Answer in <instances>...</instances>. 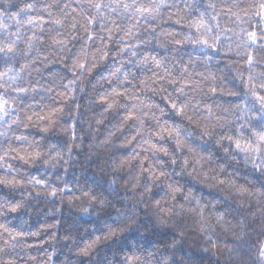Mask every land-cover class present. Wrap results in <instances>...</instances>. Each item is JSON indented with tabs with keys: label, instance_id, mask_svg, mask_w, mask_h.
Segmentation results:
<instances>
[{
	"label": "snow or ice",
	"instance_id": "snow-or-ice-1",
	"mask_svg": "<svg viewBox=\"0 0 264 264\" xmlns=\"http://www.w3.org/2000/svg\"><path fill=\"white\" fill-rule=\"evenodd\" d=\"M0 189V264H264V0H0Z\"/></svg>",
	"mask_w": 264,
	"mask_h": 264
},
{
	"label": "trees",
	"instance_id": "trees-1",
	"mask_svg": "<svg viewBox=\"0 0 264 264\" xmlns=\"http://www.w3.org/2000/svg\"><path fill=\"white\" fill-rule=\"evenodd\" d=\"M177 2H180V0H177ZM217 2L220 3L221 0H217ZM228 2H231V0H228ZM181 6H183V5L181 4ZM227 19H228V17L224 16L222 14L221 23L222 24L225 23L227 21ZM245 26H247V25H245ZM113 47H115V45H113ZM151 48H155V43L154 42L150 46V49ZM155 50L156 51H162V49H155ZM187 51H192V50L189 48V49H187ZM257 56H259V53H257ZM185 58H187V57H185ZM224 63L225 62L222 61L220 67H223ZM61 67H62L61 65L56 64V65L52 66V70L55 71L57 69H60ZM126 67L128 69H131L132 71H138L137 69L132 68L131 65H127ZM200 67H201V69L204 68L203 65H201ZM216 67H217V65L215 63H213L212 64V70L215 71ZM233 67H235V66H233ZM257 70H259V69H257ZM224 71H225V75H229V80L227 81V83L229 84L230 87L233 86V85H235L236 87H241L240 81L238 79H233L235 74L231 73L230 68H226V69H224ZM45 75H47V73H45ZM217 75H219V73H217ZM78 98H79V102L82 105L87 106L89 104V98H88L87 95L78 94ZM233 99H235V98L226 96V97L223 98V101L233 100ZM223 101H221V102H223ZM87 115L90 116V115H92V113L89 112ZM30 131L36 136L37 139H39V133H38L37 129L33 128V129H30ZM104 131H105V128L102 126L101 127V132L98 133V135H102ZM51 139H58V137H52ZM13 163L14 164H18L19 162L18 161H13ZM29 171L33 172L34 174H38L37 173V168L29 169ZM39 171L42 172L43 169H40ZM240 171H241V173H243L245 170H244L243 167H241ZM247 171L251 172V169H248ZM49 174L52 175L51 173H49ZM79 174H80V169L79 168L70 169L67 178L69 180H74L75 177L77 175H79ZM88 175L91 176V172H89ZM53 180L55 181V177L54 176H53ZM184 180H187V178H184ZM188 182L191 183V181H188ZM194 187L198 190V194L202 193L203 196L205 197V199H208V200H211L214 197H221L223 195L222 193H219L216 190H210V189L204 188V187H202L200 185H194ZM4 191L5 190L0 189V195H3ZM17 198H19V197H17ZM43 208H44L43 204L35 205V210L34 211H30L28 213H21L20 214L21 219L12 220L11 224L16 225L17 227H24L26 230L37 231L45 223L46 219L49 222H52V218L51 217H47L46 218L45 215H44V212L41 211ZM77 217H78V213H76V211L74 209H69L67 207V205L64 206L63 212L57 216L58 219L62 220V225H61V228H60V234L61 235L64 233V231L66 229L69 228L70 225L73 224L74 220H75V222L77 224L81 223V220L77 219ZM141 219H144V217L141 216ZM82 220H83V224H82V227L80 229L81 232L83 231V227H88L89 232H91L92 231V227L89 224V221H91L92 218L83 217ZM23 221H27V224H24ZM134 237L138 238V239H143V237H140L139 234H134ZM163 238L164 237H161V239H163ZM167 238H169V239L171 238L170 234H169V236ZM47 239H48V236L44 232H42L41 236L38 237V238L29 237V239L26 242L37 245L36 249H32L31 250L33 255H39V256L43 257L46 251H50L51 250L49 245H44L43 250H39V246L43 243V241H45ZM148 239L151 240L152 237H149ZM199 244H200V242L198 240L188 239L184 243V245L182 246L183 247V253L185 255H187L189 253H192L194 255L200 256L201 253L198 250L199 249ZM105 251H106V248L103 251H100V255L97 258L102 259L103 256L105 255ZM107 255H108L109 258H111V252L110 251L107 252ZM76 259H77V257H75L72 253H70L68 251V247L65 245V243L63 241H60V242H58L56 244V256H55L56 264H67V262L69 260L75 261ZM117 259L118 260H122L123 256L119 255V256H117ZM206 259H207V257H205V260Z\"/></svg>",
	"mask_w": 264,
	"mask_h": 264
}]
</instances>
